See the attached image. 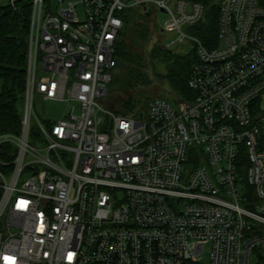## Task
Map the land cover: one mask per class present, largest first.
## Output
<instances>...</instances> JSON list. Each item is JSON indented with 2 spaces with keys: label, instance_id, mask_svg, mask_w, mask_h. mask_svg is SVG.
<instances>
[{
  "label": "built area",
  "instance_id": "obj_1",
  "mask_svg": "<svg viewBox=\"0 0 264 264\" xmlns=\"http://www.w3.org/2000/svg\"><path fill=\"white\" fill-rule=\"evenodd\" d=\"M22 0H7L12 10ZM17 131H0V264H264V0H28ZM189 40V96L106 106L124 14ZM221 42V43H220ZM62 108L59 114L37 106Z\"/></svg>",
  "mask_w": 264,
  "mask_h": 264
},
{
  "label": "trees",
  "instance_id": "obj_2",
  "mask_svg": "<svg viewBox=\"0 0 264 264\" xmlns=\"http://www.w3.org/2000/svg\"><path fill=\"white\" fill-rule=\"evenodd\" d=\"M196 1L204 7L203 18L188 30L205 46H216L221 0ZM133 18L143 20V23L135 22L132 26L134 47L125 50L122 41L117 42V38L115 41L116 60L118 57L122 61V74L117 75L116 80L119 87L126 89L148 85L153 82L151 71L155 61L169 62L166 64L165 75L158 74V77L165 79L171 91L175 93V96L168 100L176 101L189 96L186 81L196 56L170 54L158 43L153 44L147 51L146 43L148 44L152 37L150 29L152 26L147 20L150 17L139 9H134ZM29 22L28 0L20 1L15 10L6 4H0V131H17L19 127L25 90ZM147 103L142 105V108H145ZM135 107L137 105L133 100H126L120 108L114 110L126 112Z\"/></svg>",
  "mask_w": 264,
  "mask_h": 264
},
{
  "label": "rangeland",
  "instance_id": "obj_3",
  "mask_svg": "<svg viewBox=\"0 0 264 264\" xmlns=\"http://www.w3.org/2000/svg\"><path fill=\"white\" fill-rule=\"evenodd\" d=\"M216 2H219V0H215ZM7 0H0V4H5ZM54 3V0H53ZM141 11V10H140ZM156 18L153 21L152 18H147V20L150 22V27L152 37L148 44L146 43L147 51L150 49L153 44L158 43L162 45V47L165 49V51H169L170 54L177 55V56H189L192 55L196 56L195 53V47L192 45V43L189 40H186L184 42H179L175 44H171L170 46H167L166 44L175 37L174 34H161L158 32L159 23L163 20L165 17L164 13L161 11L155 12ZM134 17V9H131L127 11L124 14V24L122 29L120 30V33L117 36V42L122 41L123 46L125 50H130L133 46L132 43V26L135 22L143 23V20L135 19ZM191 32V31H190ZM221 43V42H220ZM218 44V42H217ZM196 61V60H194ZM169 62H159L155 61V64L153 66V71L151 74V78L153 80L152 83L145 85V86H136L134 88H120L118 85L117 75L122 74V61L117 57L116 65L113 70L112 80L108 84V88L110 89V92L106 98V106L110 109L114 108H120V106L126 101V100H133L137 107H142V105L146 104L147 102L151 101L153 98L159 97V98H173L175 96V93L171 91L169 85L167 84L165 79H161V77H158V74L165 75L167 69L166 64ZM193 66V64H192ZM192 66L190 67V72L192 69ZM189 72V75H190ZM157 74V76H156ZM188 75V77H189ZM188 79V78H187ZM187 92V91H186ZM51 104H46L45 106H37V112L40 113L41 111H49L51 113H55V115L59 114V112L62 108L61 105H56L58 107H51ZM210 259V244L206 243L204 245L202 257L200 259V264H208Z\"/></svg>",
  "mask_w": 264,
  "mask_h": 264
}]
</instances>
